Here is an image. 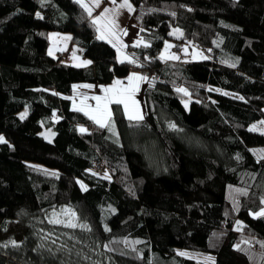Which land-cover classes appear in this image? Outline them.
I'll list each match as a JSON object with an SVG mask.
<instances>
[{
  "label": "trees",
  "instance_id": "1",
  "mask_svg": "<svg viewBox=\"0 0 264 264\" xmlns=\"http://www.w3.org/2000/svg\"><path fill=\"white\" fill-rule=\"evenodd\" d=\"M129 1L145 45L118 64L76 1L0 0V264H196L181 250L264 264V157L251 152L264 135L249 131L264 121V0ZM53 33L91 65L53 59ZM166 41L204 62H165ZM132 71L146 78L142 120L112 104L102 127L72 109L78 84ZM63 209L72 226L54 221Z\"/></svg>",
  "mask_w": 264,
  "mask_h": 264
},
{
  "label": "crops",
  "instance_id": "2",
  "mask_svg": "<svg viewBox=\"0 0 264 264\" xmlns=\"http://www.w3.org/2000/svg\"><path fill=\"white\" fill-rule=\"evenodd\" d=\"M74 1H76L79 5H81L83 9H85L87 15L91 18L92 22L94 23V26L97 27L96 36L98 37L99 40L105 43H109L112 47H114L115 45L120 46L122 47V49H126V47L129 45L134 46V47H140V46L145 45L143 35L141 34L140 28L138 29L137 27L129 23L130 15L127 19V23H125L126 26L123 29V31L120 34L118 33L116 34V32H114L112 28L108 26V23L114 19L115 14L118 13L117 10H115L114 8L108 9L104 7L103 5L99 4L98 0H74ZM55 38H57L59 42L63 43V45L71 44L72 46L71 37L69 38L68 36L64 35V37H55ZM174 47H175V44L173 41L172 42L169 41V43L164 46L163 50L161 51L160 56L165 62H170V63L178 62L179 57L174 54L173 52ZM116 48L118 47H114L115 50H117ZM58 50H59L58 57L61 60V63L64 65L65 64L70 65L74 68L76 67L77 68H87V66L91 65V61L87 58H84L81 50L78 49L76 46L75 47L72 46L71 51L62 50V48H58ZM60 51H63V52H60ZM181 54L185 55L186 57L188 56V54H191L193 58L192 62H194L195 59L205 58L203 54H201L200 51L195 46L189 48L186 45H183L181 49ZM52 58L56 59V57H52ZM188 58L190 60L191 58L190 55ZM62 59L66 60L65 63L63 62ZM145 81H146V78L142 73L132 71L130 75H128L127 77L115 80L113 83L109 84V86H99V85L93 86V85H88V84L87 85L78 84V85H85V86L77 87L78 88L77 93L87 94L84 96L93 94L95 100L99 98L98 101L99 100L106 101L103 112H104V115L108 116L109 119H111L112 114H113V112H111L112 104L120 105L125 115V111H124V108L126 107L125 103H130L129 101L123 100L122 98H120V95L123 96V95H129L131 93H134L135 95H137V99L139 100L141 109L143 110L144 101L139 98V95H140V87L142 83L143 84L145 83ZM116 90L119 91V95L116 96V100L120 101L119 103L117 101L113 102L111 99V95H110V93L115 94ZM80 111L83 112L82 110ZM88 117H91V116L89 115ZM93 121L99 126L103 124L101 122L98 123L97 120L94 118H93Z\"/></svg>",
  "mask_w": 264,
  "mask_h": 264
},
{
  "label": "rangeland",
  "instance_id": "3",
  "mask_svg": "<svg viewBox=\"0 0 264 264\" xmlns=\"http://www.w3.org/2000/svg\"><path fill=\"white\" fill-rule=\"evenodd\" d=\"M99 4L103 5L104 7L110 9V8H114L115 10L118 11L117 14H115L114 19L108 23V26H110L112 28V30L114 32H116V34H120L123 29L125 28V23H127V19L129 17V13L132 12V4L130 3L129 0H119V1H115V0H98ZM94 24V23H93ZM96 31H97V27H96ZM175 31H173L174 33ZM107 33V32H106ZM66 36H68L70 38V36L68 34H64ZM64 35L61 34H50L49 35V45H48V53L50 56L52 57H56V59L60 60L58 57V48H62V50H67V51H71V44L67 45L59 42L57 38L55 37H64ZM169 41H166L164 43V45L168 44ZM113 45V44H112ZM63 46V47H62ZM114 47H118L116 48V58H117V63H130L132 61H135V58L132 57V55L130 53L127 52V47L126 49H122V47L120 46H114ZM63 52V51H60ZM201 53V52H200ZM187 54V53H186ZM202 54V53H201ZM68 55V54H67ZM190 55V60L187 59L188 62L192 63V55L188 54V56L186 57L185 55L184 58H188ZM204 56V54H203ZM58 57V58H57ZM179 57V56H178ZM205 57V56H204ZM180 58V57H179ZM183 58V59H184ZM63 60V59H62ZM204 59H195L194 62H204ZM66 60H63V62L65 63ZM179 63H183V60L178 59ZM118 80V79H117ZM143 84V83H142ZM79 86H85V85H77L73 88L72 92L73 94L69 97L72 103V109L77 111L78 109L82 110L84 113H86L88 116L90 115L92 118L96 119L97 121H99V123H103L104 126H109V117L104 115L103 109L105 106V102L106 101H102V100H95L94 99V95L90 94L88 96H84L87 94H82V93H77V90ZM77 88V89H75ZM75 89V90H74ZM225 96H230L234 99H241V95H237L235 93H230V92H222ZM111 95V99L112 101L116 102V96L119 95V91L116 90V93H110ZM125 96V97H124ZM120 98H122L123 100H127L130 103H125V117L129 120V117H141L140 119H135L133 118V120H142L145 111L141 109L140 106V102L137 99V95H135L134 93H131L129 95H120ZM139 98L142 100L141 96L139 95ZM191 99L187 98L183 101V107L184 109H189V105H190ZM104 103V104H103ZM103 105V106H101ZM75 108V109H74ZM77 109V110H76ZM27 111L24 110L23 112H21L19 114L20 118H24L26 115ZM249 131L250 132H255L258 133L260 135H264V121L262 122H255L252 123L251 126H249ZM40 136L43 137L46 141L48 142H52L53 138H54V134L50 129H44L41 131ZM1 143V142H0ZM251 152L255 155L256 158H262L264 157V146L263 148H257V147H252ZM103 168H105V166L102 164ZM260 213V217L264 215V211L259 212ZM54 221L55 222H64L65 224L72 226V224H74V214L69 211L68 209H63L61 210V213H56L54 214ZM238 225H240V222H237ZM236 230H239L238 226H236ZM178 255L181 257H184L188 260L191 261H195L196 264H215L216 262V258L213 255H209L206 253H199V252H190V251H185V250H181L178 252Z\"/></svg>",
  "mask_w": 264,
  "mask_h": 264
},
{
  "label": "built area",
  "instance_id": "4",
  "mask_svg": "<svg viewBox=\"0 0 264 264\" xmlns=\"http://www.w3.org/2000/svg\"><path fill=\"white\" fill-rule=\"evenodd\" d=\"M173 52H174V54L178 55L180 57V59L184 58V56L180 54L181 50H180V48L178 46L174 47ZM85 128H87V129L91 128V124L86 125ZM95 167H96L97 171H101L102 168H103V166L101 165L100 162L96 163Z\"/></svg>",
  "mask_w": 264,
  "mask_h": 264
},
{
  "label": "snow or ice",
  "instance_id": "5",
  "mask_svg": "<svg viewBox=\"0 0 264 264\" xmlns=\"http://www.w3.org/2000/svg\"><path fill=\"white\" fill-rule=\"evenodd\" d=\"M105 11H107V10H105ZM98 99V98H97ZM118 103L120 102V101H117ZM130 119H133V118H135V119H140L141 117H132V116H130L129 117ZM98 123H99V121H97ZM101 126L103 127V124H101ZM81 131H85L84 129H81ZM0 142H3V138L2 137H0Z\"/></svg>",
  "mask_w": 264,
  "mask_h": 264
}]
</instances>
